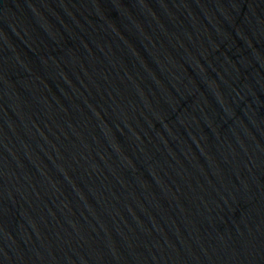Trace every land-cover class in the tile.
<instances>
[{
  "label": "water",
  "instance_id": "water-1",
  "mask_svg": "<svg viewBox=\"0 0 264 264\" xmlns=\"http://www.w3.org/2000/svg\"><path fill=\"white\" fill-rule=\"evenodd\" d=\"M0 264H264V0H0Z\"/></svg>",
  "mask_w": 264,
  "mask_h": 264
}]
</instances>
